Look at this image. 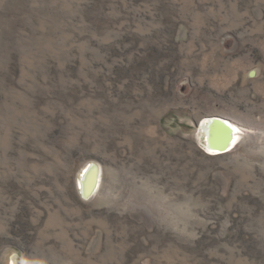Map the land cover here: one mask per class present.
I'll use <instances>...</instances> for the list:
<instances>
[{
  "label": "rangeland",
  "instance_id": "1",
  "mask_svg": "<svg viewBox=\"0 0 264 264\" xmlns=\"http://www.w3.org/2000/svg\"><path fill=\"white\" fill-rule=\"evenodd\" d=\"M0 264H264V0H0Z\"/></svg>",
  "mask_w": 264,
  "mask_h": 264
},
{
  "label": "bare ground",
  "instance_id": "2",
  "mask_svg": "<svg viewBox=\"0 0 264 264\" xmlns=\"http://www.w3.org/2000/svg\"><path fill=\"white\" fill-rule=\"evenodd\" d=\"M201 126V128L208 133L210 153H221L220 151L223 149L227 150L229 148L231 149L233 146L235 147L241 137L240 127L228 118L223 119L214 117L212 119H206ZM85 175L87 178L91 177L88 178L90 179L88 181L90 188H97L100 182V177L98 176L96 169L89 166V168L86 169ZM86 182L87 179L83 182V186Z\"/></svg>",
  "mask_w": 264,
  "mask_h": 264
},
{
  "label": "water",
  "instance_id": "3",
  "mask_svg": "<svg viewBox=\"0 0 264 264\" xmlns=\"http://www.w3.org/2000/svg\"><path fill=\"white\" fill-rule=\"evenodd\" d=\"M219 118H223V119H224V117H219ZM233 147H234V146H233ZM233 147H232V148H233ZM232 148H231V149H232ZM231 149H230V148L227 149V150H224V149H223V150H221L220 152H221V153H224V152H227V151H229V150H231Z\"/></svg>",
  "mask_w": 264,
  "mask_h": 264
}]
</instances>
